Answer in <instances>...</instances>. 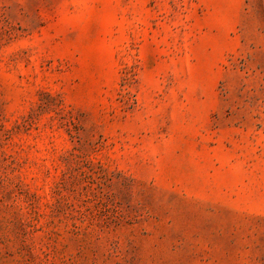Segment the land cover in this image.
I'll return each mask as SVG.
<instances>
[{"label": "rangeland", "instance_id": "obj_1", "mask_svg": "<svg viewBox=\"0 0 264 264\" xmlns=\"http://www.w3.org/2000/svg\"><path fill=\"white\" fill-rule=\"evenodd\" d=\"M0 264H264V0H0Z\"/></svg>", "mask_w": 264, "mask_h": 264}]
</instances>
